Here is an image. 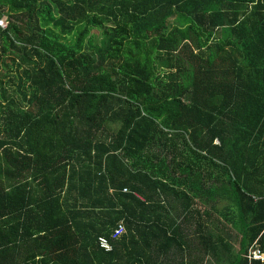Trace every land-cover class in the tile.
Here are the masks:
<instances>
[{
    "label": "trees",
    "instance_id": "trees-1",
    "mask_svg": "<svg viewBox=\"0 0 264 264\" xmlns=\"http://www.w3.org/2000/svg\"><path fill=\"white\" fill-rule=\"evenodd\" d=\"M0 21V264H264V0H0Z\"/></svg>",
    "mask_w": 264,
    "mask_h": 264
},
{
    "label": "built area",
    "instance_id": "built-area-1",
    "mask_svg": "<svg viewBox=\"0 0 264 264\" xmlns=\"http://www.w3.org/2000/svg\"><path fill=\"white\" fill-rule=\"evenodd\" d=\"M7 23L4 21H0V27L1 28H6ZM124 226L119 225V227L116 229L113 238H119L123 233H124ZM100 247L104 249L105 253H111L113 247L112 244L110 243V240L105 237H101L99 241ZM252 255L254 259H264V256L259 253L258 249H253Z\"/></svg>",
    "mask_w": 264,
    "mask_h": 264
},
{
    "label": "rangeland",
    "instance_id": "rangeland-1",
    "mask_svg": "<svg viewBox=\"0 0 264 264\" xmlns=\"http://www.w3.org/2000/svg\"><path fill=\"white\" fill-rule=\"evenodd\" d=\"M92 34H93V37H94V41L99 43L101 41V38L103 36V30L101 28H92ZM15 69V68H14ZM6 71H8V68L5 67V65L2 63V65L0 66V79L2 78V74L3 73H6ZM10 72V71H9ZM13 74H11V77H15V82L18 83V78H17V73L15 72V70L12 72ZM6 79H4V85L2 86L3 88H12L13 86H9V84H5L6 83ZM10 95H12L11 93H9ZM0 102H2V99L0 97ZM1 117H2V112L0 111V120H1ZM117 126H114L113 129H116ZM225 203L224 202H221L220 205H219V209L223 210V207H224ZM211 264V263H209Z\"/></svg>",
    "mask_w": 264,
    "mask_h": 264
},
{
    "label": "crops",
    "instance_id": "crops-1",
    "mask_svg": "<svg viewBox=\"0 0 264 264\" xmlns=\"http://www.w3.org/2000/svg\"><path fill=\"white\" fill-rule=\"evenodd\" d=\"M211 264H216V263H211Z\"/></svg>",
    "mask_w": 264,
    "mask_h": 264
}]
</instances>
